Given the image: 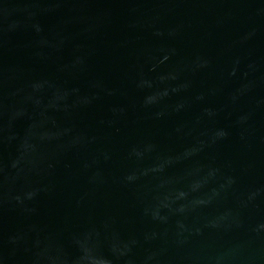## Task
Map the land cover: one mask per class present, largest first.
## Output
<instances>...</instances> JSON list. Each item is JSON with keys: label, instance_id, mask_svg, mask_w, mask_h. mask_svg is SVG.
<instances>
[{"label": "water", "instance_id": "obj_1", "mask_svg": "<svg viewBox=\"0 0 264 264\" xmlns=\"http://www.w3.org/2000/svg\"><path fill=\"white\" fill-rule=\"evenodd\" d=\"M0 264H264V0H0Z\"/></svg>", "mask_w": 264, "mask_h": 264}]
</instances>
